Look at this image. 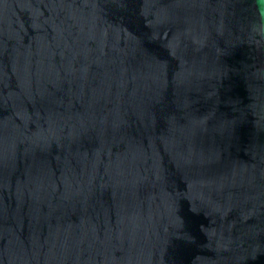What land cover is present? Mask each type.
Listing matches in <instances>:
<instances>
[{"label": "water", "instance_id": "1", "mask_svg": "<svg viewBox=\"0 0 264 264\" xmlns=\"http://www.w3.org/2000/svg\"><path fill=\"white\" fill-rule=\"evenodd\" d=\"M0 264H264V0H0Z\"/></svg>", "mask_w": 264, "mask_h": 264}]
</instances>
